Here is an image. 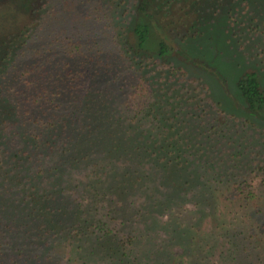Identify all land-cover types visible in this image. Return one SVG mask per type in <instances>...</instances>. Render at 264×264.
<instances>
[{"label": "trees", "instance_id": "obj_1", "mask_svg": "<svg viewBox=\"0 0 264 264\" xmlns=\"http://www.w3.org/2000/svg\"><path fill=\"white\" fill-rule=\"evenodd\" d=\"M108 1L0 0V264H264V0Z\"/></svg>", "mask_w": 264, "mask_h": 264}, {"label": "rangeland", "instance_id": "obj_2", "mask_svg": "<svg viewBox=\"0 0 264 264\" xmlns=\"http://www.w3.org/2000/svg\"><path fill=\"white\" fill-rule=\"evenodd\" d=\"M106 1L105 0H52L53 5L50 12L51 15L48 16L46 22L48 23V29L44 28L45 30H42L41 28L40 33L48 34L49 30L51 29L54 31L61 30V33L64 35L67 33L75 34V33H79L81 29L86 28V25L90 27L93 26L94 24L101 25L109 20L108 15H110L109 13L112 8L111 2L108 0ZM99 16L100 19H98ZM252 44L253 42H250V45ZM259 159L264 161L263 153L260 154ZM206 218L208 220L210 219L215 220L213 213L206 214ZM217 231L219 233L218 235H221V229L219 228L217 229ZM157 232L159 233V238L157 240V243H160L163 237H165L167 234L164 232V229L160 228V226L157 228ZM234 250L235 248L232 245L230 244L223 245L221 241L218 243V247L215 248L213 252L209 254V256H213L212 259L215 262L221 261L222 256H228V254L230 255L231 258L235 257L236 255L238 258L237 253L236 255H233L232 251ZM255 251L254 254H256ZM72 254H73V249L68 248L66 253L59 260L58 264H85L82 262V260H79L78 262V259L72 256ZM144 258L147 264H161L160 262L162 260V259H156L157 257L155 258L151 257L150 258L151 260L147 257ZM109 262L110 261L106 259L105 260L98 259L96 260V262L93 263L110 264ZM93 263L89 261L86 264H93ZM175 264H195V263H194V259L189 258L187 255L184 256L178 255Z\"/></svg>", "mask_w": 264, "mask_h": 264}]
</instances>
